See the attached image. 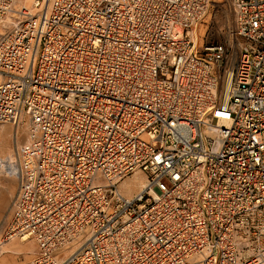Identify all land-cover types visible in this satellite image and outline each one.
I'll return each instance as SVG.
<instances>
[{
    "label": "built area",
    "instance_id": "2783aa9c",
    "mask_svg": "<svg viewBox=\"0 0 264 264\" xmlns=\"http://www.w3.org/2000/svg\"><path fill=\"white\" fill-rule=\"evenodd\" d=\"M0 0V124L25 126L2 236L32 264H264V0ZM146 180L132 197L130 174Z\"/></svg>",
    "mask_w": 264,
    "mask_h": 264
},
{
    "label": "rangeland",
    "instance_id": "374dc122",
    "mask_svg": "<svg viewBox=\"0 0 264 264\" xmlns=\"http://www.w3.org/2000/svg\"><path fill=\"white\" fill-rule=\"evenodd\" d=\"M211 9V15L206 18L204 25L199 27L198 45L212 41H224L225 35L233 26L232 13L222 0ZM0 191L8 187L4 200L0 205V231L6 224L10 213L11 203L17 191V176L12 168V161L16 146L22 144L26 138V129L21 123L16 126L10 123L0 124ZM9 178V179H7ZM146 177L143 172H136L125 177L119 185V190L126 197H132L142 188ZM3 187V188H2ZM0 233V243L2 240ZM4 251L0 252V264H32L36 245L31 239L21 241L18 238L9 239L0 244ZM25 245V246H24ZM22 246V247H21ZM11 248L18 250L9 253ZM6 250V251H5ZM26 250V251H25Z\"/></svg>",
    "mask_w": 264,
    "mask_h": 264
},
{
    "label": "bare ground",
    "instance_id": "6f19581e",
    "mask_svg": "<svg viewBox=\"0 0 264 264\" xmlns=\"http://www.w3.org/2000/svg\"><path fill=\"white\" fill-rule=\"evenodd\" d=\"M25 1H27V2H30L31 0H25ZM201 28V27H200ZM2 32L0 31V34H1ZM0 129H1V127H0ZM7 179H9V178H7ZM143 184H144V182H142V186H143ZM3 188V187H2ZM2 191H0V205H1V202L4 200V197L6 196L5 194L6 193H8V192H10L9 191V188L8 187H4L3 189H1ZM12 239H13V237H12ZM23 239H21V241H22ZM0 244H2V243H0ZM25 246V245H24ZM22 247V246H21ZM16 250H18V249H16V248H11L9 251V253H13L12 251H16ZM4 251V249H3V246H1L0 245V252H3ZM6 251V250H5ZM26 251V250H25Z\"/></svg>",
    "mask_w": 264,
    "mask_h": 264
},
{
    "label": "crops",
    "instance_id": "0c3cea01",
    "mask_svg": "<svg viewBox=\"0 0 264 264\" xmlns=\"http://www.w3.org/2000/svg\"><path fill=\"white\" fill-rule=\"evenodd\" d=\"M10 217H11V213H10V216H9V218H8V220H7V222H6V224L4 225L3 229L0 231L1 235H3V232H4L6 226L8 225V223H9V221H10Z\"/></svg>",
    "mask_w": 264,
    "mask_h": 264
}]
</instances>
